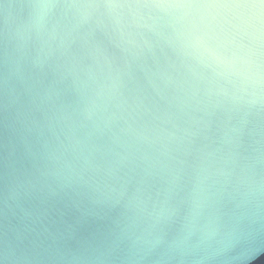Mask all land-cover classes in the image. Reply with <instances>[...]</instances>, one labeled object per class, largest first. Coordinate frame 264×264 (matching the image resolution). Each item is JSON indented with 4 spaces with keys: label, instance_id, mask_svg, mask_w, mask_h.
I'll return each instance as SVG.
<instances>
[{
    "label": "water",
    "instance_id": "water-1",
    "mask_svg": "<svg viewBox=\"0 0 264 264\" xmlns=\"http://www.w3.org/2000/svg\"><path fill=\"white\" fill-rule=\"evenodd\" d=\"M97 2L124 0H0V264H264V86L250 105L253 89L188 42L198 10L57 7L39 20L36 8ZM249 49L264 70V38L221 51ZM121 99L183 139L135 144L123 189L57 175L59 110L111 150L98 153L103 166L130 140L124 120L108 119ZM105 185L116 189L107 198Z\"/></svg>",
    "mask_w": 264,
    "mask_h": 264
},
{
    "label": "clouds",
    "instance_id": "clouds-1",
    "mask_svg": "<svg viewBox=\"0 0 264 264\" xmlns=\"http://www.w3.org/2000/svg\"><path fill=\"white\" fill-rule=\"evenodd\" d=\"M86 8L93 9L98 14L103 15L101 10L103 9H124V8H155V9H173L165 6H144L135 4H119V3H87V4H55V3H38L36 8L39 12V20L43 19L44 14L53 8ZM242 47V46H241ZM256 53L252 50H248L246 57L233 56L227 58L224 64H227L234 72L235 75L240 77L242 81L253 89L251 95L253 99L249 100L250 105H255L260 102V89L264 86V70L261 69V65L258 59H255ZM237 64L241 65V68H237ZM111 79H118V74L115 77L111 75V65H109ZM118 73V70H117ZM115 87V83L113 84ZM97 99H103V93L97 95L96 99L91 101L92 107H97ZM119 114L113 113L108 119L109 122L124 120L127 124L126 128L120 129V132L130 138L122 145L125 148V154L119 153L112 154L114 159L106 161L103 166L98 163V153L103 154L104 151L111 153V150H102L92 143L93 132L88 131L83 135L80 134L81 129H86L88 125L84 122H80L73 119V115L68 113L65 109H60V115L57 117L58 121L62 123L61 133L64 135L67 143L61 141L54 149L50 150L51 157L59 165L57 175L64 174L65 178L71 179L72 177H78L83 179L85 173H89L93 179L97 176H108L121 183V189L127 183L117 175L118 168L121 162L128 160L134 155V145L139 143H160L162 146L166 145L168 141L173 139H183V137H177L175 133L169 132L167 129L157 126L153 123H141L143 115L148 114L149 109L143 107V102L138 101L133 105H128L126 99H121L118 105ZM89 113L90 109L86 110ZM96 130H100L98 125L94 126ZM184 136H194L195 133L183 130ZM59 139V137H57ZM67 154H71L74 160L81 162V167L77 169L72 161L68 160ZM210 178V177H209ZM97 190H100V185H96ZM107 192H102L103 195L108 196L110 193L116 192L114 187L108 185L104 186ZM204 189H201V194L204 193ZM122 194V192H121Z\"/></svg>",
    "mask_w": 264,
    "mask_h": 264
},
{
    "label": "snow or ice",
    "instance_id": "snow-or-ice-1",
    "mask_svg": "<svg viewBox=\"0 0 264 264\" xmlns=\"http://www.w3.org/2000/svg\"><path fill=\"white\" fill-rule=\"evenodd\" d=\"M119 4L200 11L188 42L219 63L227 60L221 51L225 42L240 37L264 38V0H124Z\"/></svg>",
    "mask_w": 264,
    "mask_h": 264
}]
</instances>
